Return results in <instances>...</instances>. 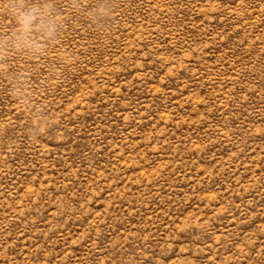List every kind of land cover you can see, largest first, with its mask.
<instances>
[{"label":"rangeland","instance_id":"obj_1","mask_svg":"<svg viewBox=\"0 0 264 264\" xmlns=\"http://www.w3.org/2000/svg\"><path fill=\"white\" fill-rule=\"evenodd\" d=\"M0 0V264H264V0Z\"/></svg>","mask_w":264,"mask_h":264},{"label":"clouds","instance_id":"obj_2","mask_svg":"<svg viewBox=\"0 0 264 264\" xmlns=\"http://www.w3.org/2000/svg\"><path fill=\"white\" fill-rule=\"evenodd\" d=\"M7 10L10 12L13 20L24 31H27L31 27L36 16L40 14L38 8H32L26 11L24 9L23 0H10Z\"/></svg>","mask_w":264,"mask_h":264}]
</instances>
